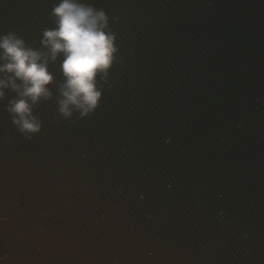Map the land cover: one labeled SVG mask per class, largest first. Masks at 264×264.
Returning a JSON list of instances; mask_svg holds the SVG:
<instances>
[{"label": "water", "instance_id": "95a60500", "mask_svg": "<svg viewBox=\"0 0 264 264\" xmlns=\"http://www.w3.org/2000/svg\"><path fill=\"white\" fill-rule=\"evenodd\" d=\"M60 2L0 0V36L44 50ZM76 2L117 51L85 117L58 113L49 62L31 139L5 89L0 264H264V0Z\"/></svg>", "mask_w": 264, "mask_h": 264}, {"label": "clouds", "instance_id": "9594fccd", "mask_svg": "<svg viewBox=\"0 0 264 264\" xmlns=\"http://www.w3.org/2000/svg\"><path fill=\"white\" fill-rule=\"evenodd\" d=\"M53 15L57 18L56 28L42 33L40 44L44 50L28 47L12 32L0 36V60L4 61L0 64V100L5 97V89L16 93L6 111L28 139L42 127L39 116L33 115V107L52 96L48 85L54 77L48 70L49 62L63 54L60 69L65 80L57 90L58 113L64 119L73 112L85 117L94 111L101 97L96 77L107 76L117 51L115 36L105 31L108 18L103 10L76 0H61L53 8Z\"/></svg>", "mask_w": 264, "mask_h": 264}]
</instances>
